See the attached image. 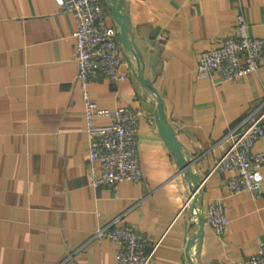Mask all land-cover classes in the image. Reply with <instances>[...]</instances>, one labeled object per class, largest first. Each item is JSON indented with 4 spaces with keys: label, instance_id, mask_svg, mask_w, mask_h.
<instances>
[{
    "label": "crops",
    "instance_id": "crops-1",
    "mask_svg": "<svg viewBox=\"0 0 264 264\" xmlns=\"http://www.w3.org/2000/svg\"><path fill=\"white\" fill-rule=\"evenodd\" d=\"M99 1L105 25L118 30ZM123 12L139 58L119 45L125 80L101 78L88 90L101 108L138 113L142 178L93 186L75 20L56 0H0V264H117L116 245L93 237L116 219L147 237V251L159 242L151 264H248L264 242V167L257 198L230 192L234 172L212 168L262 109L264 59L236 81L198 76L197 61L233 34L238 13L264 41V0H124ZM139 72L200 181L194 207H183L193 185L157 129L156 97ZM263 149L264 137L253 145ZM215 203L227 218L221 235L205 220Z\"/></svg>",
    "mask_w": 264,
    "mask_h": 264
},
{
    "label": "built area",
    "instance_id": "built-area-1",
    "mask_svg": "<svg viewBox=\"0 0 264 264\" xmlns=\"http://www.w3.org/2000/svg\"><path fill=\"white\" fill-rule=\"evenodd\" d=\"M56 1L58 10L70 13L76 24L73 32L75 85L84 104L87 160L92 185L114 187L123 181L139 183L142 172L136 143L138 113L127 107L101 108L88 90L92 81L101 78L115 82L126 78L119 70L121 51L117 30L112 25H105L99 0ZM247 28L244 16L238 13L233 34L199 55L197 75L204 77L216 72L223 80L236 81L255 73L264 59V41L250 35ZM263 137L264 101L260 112L235 134L212 168L234 172L227 182L230 192L246 191L253 198L261 195L264 149L255 151L253 145ZM190 200L191 197L183 207L188 206ZM205 220L215 234L221 235L227 224L223 206L220 203L210 204ZM93 237L99 240L107 238L116 245L117 264H151L159 243L147 251V237L118 219L96 229ZM248 264H264V242L257 246Z\"/></svg>",
    "mask_w": 264,
    "mask_h": 264
},
{
    "label": "water",
    "instance_id": "water-1",
    "mask_svg": "<svg viewBox=\"0 0 264 264\" xmlns=\"http://www.w3.org/2000/svg\"><path fill=\"white\" fill-rule=\"evenodd\" d=\"M107 9L109 10L111 17L113 21L115 22L117 26V41L118 44L123 49V52L131 53L136 58H139V52L136 48V45L132 41V37L130 34L129 29V20L128 17L123 12V2L124 0H103ZM138 78L141 84L147 88H149L156 97V108L154 112V122L157 126V129L160 133V135L163 137L165 144L171 151L172 155L175 157L176 162L180 168V172L184 176H190L191 182H192V195L190 203L192 207L195 205V200L198 195V189H199V179L196 175L192 174L189 169V162L185 160V158L182 156L180 146L175 138L174 132L166 120V117L163 114V103L162 99L160 98L158 92L152 87L151 82L144 79L142 74L138 73ZM202 227L200 228V232H198L195 237L188 242L187 248L189 249L194 245L195 239L200 238Z\"/></svg>",
    "mask_w": 264,
    "mask_h": 264
}]
</instances>
